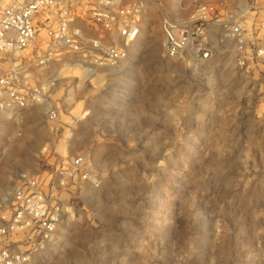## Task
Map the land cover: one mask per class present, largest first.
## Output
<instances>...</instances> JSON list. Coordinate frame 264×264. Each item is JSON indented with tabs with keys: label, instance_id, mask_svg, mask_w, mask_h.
Here are the masks:
<instances>
[{
	"label": "rangeland",
	"instance_id": "374dc122",
	"mask_svg": "<svg viewBox=\"0 0 264 264\" xmlns=\"http://www.w3.org/2000/svg\"><path fill=\"white\" fill-rule=\"evenodd\" d=\"M153 1L123 65H54L46 116L0 118V212L22 176L56 184L67 208L60 243L32 264H264V74L222 54L169 59L161 26L200 8L223 20L240 3L260 24L264 0ZM79 157L95 184L59 186Z\"/></svg>",
	"mask_w": 264,
	"mask_h": 264
},
{
	"label": "built area",
	"instance_id": "2783aa9c",
	"mask_svg": "<svg viewBox=\"0 0 264 264\" xmlns=\"http://www.w3.org/2000/svg\"><path fill=\"white\" fill-rule=\"evenodd\" d=\"M157 6L153 0H0V66L1 61L7 65L0 73V116L11 121L34 107L46 116L54 65L72 63L83 74L123 65L130 47L143 35L146 12ZM252 8L257 7L240 3L232 15L216 21L207 8L189 20L165 17L164 55L190 66L228 55L238 71L264 74V21L245 20ZM32 72L43 76L25 88L24 80L34 83ZM70 162L59 174V186L80 180L95 184L90 163L81 157ZM55 185L49 189V183L21 177L9 205L0 212V264H32L36 253L58 246L67 208Z\"/></svg>",
	"mask_w": 264,
	"mask_h": 264
},
{
	"label": "bare ground",
	"instance_id": "6f19581e",
	"mask_svg": "<svg viewBox=\"0 0 264 264\" xmlns=\"http://www.w3.org/2000/svg\"><path fill=\"white\" fill-rule=\"evenodd\" d=\"M2 116H4V115H2ZM2 116H0V117H2ZM6 117V116H5ZM6 118H8V117H6Z\"/></svg>",
	"mask_w": 264,
	"mask_h": 264
}]
</instances>
